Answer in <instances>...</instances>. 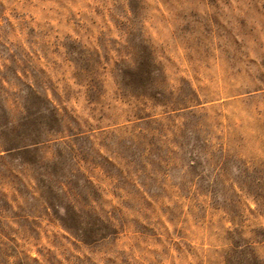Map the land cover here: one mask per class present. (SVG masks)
Segmentation results:
<instances>
[{"label": "rangeland", "instance_id": "obj_1", "mask_svg": "<svg viewBox=\"0 0 264 264\" xmlns=\"http://www.w3.org/2000/svg\"><path fill=\"white\" fill-rule=\"evenodd\" d=\"M139 65L158 69L143 94L125 84ZM17 71L59 109L62 141L92 137L97 196L77 205L110 234L66 232L34 173L16 191L0 159V264H264V0H0L13 115Z\"/></svg>", "mask_w": 264, "mask_h": 264}, {"label": "trees", "instance_id": "obj_2", "mask_svg": "<svg viewBox=\"0 0 264 264\" xmlns=\"http://www.w3.org/2000/svg\"><path fill=\"white\" fill-rule=\"evenodd\" d=\"M156 69V66L145 68L139 65L135 70L126 72L125 84L143 94L149 90ZM19 74L17 71L18 80L26 92L20 93L17 115L11 113L9 100L0 95V147L5 151V156L0 159L6 166L17 170L16 174L11 172V176L17 180L13 189L19 191L27 188L28 184L20 177L23 168L33 172L36 192L54 219L83 243L97 244L109 236V225L98 215L86 213L77 205L91 207L92 196H97L94 181L84 174L81 165V162L96 163L85 155L79 145L81 140L91 141L92 137L84 132L75 134L69 131L71 141H62L61 135L66 127L59 109L32 84L24 83ZM5 83L9 84V81L3 78V89ZM66 157L71 159V166ZM8 206V198L1 194L0 213Z\"/></svg>", "mask_w": 264, "mask_h": 264}]
</instances>
